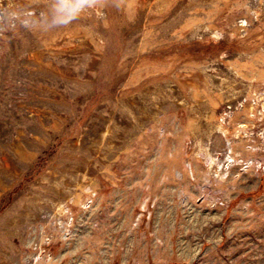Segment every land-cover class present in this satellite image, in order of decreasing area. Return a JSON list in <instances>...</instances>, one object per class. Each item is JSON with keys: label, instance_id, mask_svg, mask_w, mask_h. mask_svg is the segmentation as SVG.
I'll return each mask as SVG.
<instances>
[{"label": "rangeland", "instance_id": "1", "mask_svg": "<svg viewBox=\"0 0 264 264\" xmlns=\"http://www.w3.org/2000/svg\"><path fill=\"white\" fill-rule=\"evenodd\" d=\"M0 264H264V0H0Z\"/></svg>", "mask_w": 264, "mask_h": 264}]
</instances>
